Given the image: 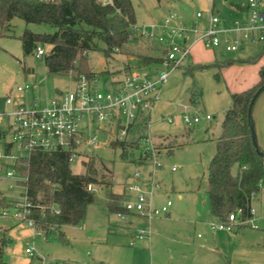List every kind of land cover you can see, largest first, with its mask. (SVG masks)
Instances as JSON below:
<instances>
[{
	"label": "rangeland",
	"instance_id": "rangeland-1",
	"mask_svg": "<svg viewBox=\"0 0 264 264\" xmlns=\"http://www.w3.org/2000/svg\"><path fill=\"white\" fill-rule=\"evenodd\" d=\"M132 3L137 24L125 44V51H116L110 57L100 49L88 53L90 68L97 73V90L102 93L114 92L115 81L123 78L125 73L150 70L154 75L165 70L162 64L145 65L142 61L148 56L159 58L158 40L162 30L160 27L153 28L152 24L162 23L170 11L176 12L179 20L190 29L188 36L178 39V42L190 43L206 27L211 12L224 25H230L242 15L237 4L247 7L248 0H132ZM198 12L202 13L199 18ZM193 27L198 29V33L192 30ZM26 28L41 33L53 30L48 24L26 23L15 17L11 29L0 37V115L13 109L6 98L9 94L15 96L17 87L26 82L32 85L33 92L23 94L24 100L30 101L37 96L42 105L52 100L59 90L68 91L75 85L76 71L67 75H49L44 55L39 56L35 51L25 53L20 36ZM199 45L193 47L194 55L196 50L201 49ZM43 47L48 50L47 46ZM204 47L205 50H215L218 64L233 58L249 60L264 53V43L248 42L236 51L226 50L224 45ZM195 56L201 59V56ZM209 63L212 62L206 64ZM226 66L197 65L192 73H183L181 68L174 70L163 86L149 124L139 116L125 137L118 134L116 127L113 133L97 132L98 146L87 155L97 159V178L100 182L95 184L98 189L95 202L88 205L84 221L65 224L46 233L33 224L3 214L4 207L0 206V227L7 229L9 237L3 247L4 262L28 264L31 256L26 248L33 246L37 254L46 257L45 264H263L264 180L261 191L253 198L252 219L256 220L258 228L251 224L236 225L229 232L213 230L210 225L219 221L211 216L207 193V169L216 150L214 138L220 132L224 111L231 102L230 91L239 88L240 81L243 83L241 73ZM216 74H219V79ZM249 76L246 78L249 79ZM226 77L238 81L232 83ZM193 91L200 94L195 97V102L191 100ZM166 101L170 105L160 110ZM184 111H197L202 116L209 114L212 119L184 126L181 119ZM169 116L173 117V122L167 120ZM253 119L259 145L264 146V91L254 104ZM10 121L3 116L0 129L5 130ZM141 137H151L159 150L160 166L155 170L153 163L140 158V148L129 150L128 157L124 158L122 148L114 146L117 140L137 141ZM3 150L0 144V151ZM18 153L19 150L14 147L12 154ZM82 158L72 162L75 173L85 172ZM13 160L7 159L9 165L0 167V193L9 202L21 200L25 193V186L20 182L23 176L18 172L14 176L5 175L7 169L12 170L10 164ZM99 160L105 162L104 169ZM173 167L176 169L172 170ZM136 173L140 177V187L146 193H152L155 208L161 210L171 201L168 212H161L152 219L133 212L122 219L117 212L110 211L109 195H122L118 203L123 206ZM146 182L157 183V186L146 185ZM131 198L134 199V195ZM140 228H148L150 236L130 244ZM61 233L66 241L62 240Z\"/></svg>",
	"mask_w": 264,
	"mask_h": 264
},
{
	"label": "trees",
	"instance_id": "trees-1",
	"mask_svg": "<svg viewBox=\"0 0 264 264\" xmlns=\"http://www.w3.org/2000/svg\"><path fill=\"white\" fill-rule=\"evenodd\" d=\"M15 17L26 23L48 24L53 28L51 32L44 33L26 28L20 36L26 54H32L39 45L48 47L44 63L49 75H67L76 71V77L84 75L88 78L97 76L90 68L88 53L100 49L110 57L116 51H125V44L137 24L132 0H0V37L11 29ZM262 55L249 60L227 59L221 64H213L225 66L235 62H256ZM161 60L148 56L142 62L156 65ZM187 62L181 68L192 73L197 65H187ZM216 78L219 79V74ZM263 91L264 65L259 69L257 83L243 91L231 92V102L224 111L220 132L215 137L216 150L207 169L210 211L218 219L225 220L238 209H242L244 217L250 216L252 198L261 189L264 150L259 144V150L254 145L253 107ZM196 96L200 94L193 91V102ZM7 133V130L0 129V144L6 151L12 146L7 142ZM114 146H120L122 155L127 158L129 150L140 148V139L118 140ZM69 158L70 153L66 151L34 147L14 163L16 171L23 176L20 181L25 186L23 196L33 204L35 227L46 233L65 224L84 221L88 205L95 202V192L88 189V184L100 182L97 159L85 155L82 158L85 172L75 173ZM98 163L102 169L105 168V162L99 160ZM121 197L115 193L109 195L110 211L123 210L118 203ZM11 204L0 193V206ZM60 236L67 240L62 233ZM8 238L7 229L0 227V264H10L2 258Z\"/></svg>",
	"mask_w": 264,
	"mask_h": 264
},
{
	"label": "built area",
	"instance_id": "built-area-1",
	"mask_svg": "<svg viewBox=\"0 0 264 264\" xmlns=\"http://www.w3.org/2000/svg\"><path fill=\"white\" fill-rule=\"evenodd\" d=\"M202 13H197V18ZM196 21L194 22V26ZM153 28L160 27L162 34L159 36V45L162 51L161 63L165 70L158 74H152L150 70L133 71L115 82L114 92L102 93L97 90L96 78H88L79 75L75 78L74 88L68 91H58L57 95L46 104L37 96L30 101H25L23 94L33 92L32 85L27 82L19 85L17 94H9L6 102L13 106L9 112L0 115L10 118L7 130V142L12 143L11 148L0 151V167L9 165L7 159H14L12 170L7 169L6 176H14L16 169L14 163L17 158L24 156L31 148L38 147L46 151H66L70 153V162L76 161L79 157L87 156L88 152L98 146L97 132L104 130L113 133L114 128L121 137L128 135L139 116L147 124L151 121V114L159 101L162 89L172 72L181 68L191 56L192 42L180 43L178 39L186 38L190 29L185 22L179 20L176 12L170 11L162 23L152 24ZM136 28V27H135ZM192 30L198 33V29ZM194 41H201L212 48L224 45L226 50L236 51L244 47L245 43H264V0H248L244 19L235 20L230 25H224L219 17L211 12L208 23L201 33L197 34ZM35 53L39 56L45 55L46 50L42 45L36 48ZM182 122L186 126H194L202 119L210 120L211 115H200L195 111L190 113L184 111L181 115ZM173 122L172 116L167 118ZM90 133L92 136L88 138ZM118 141V140H117ZM142 141V142H141ZM140 157L149 163H153L154 170L160 166L158 161L159 150L152 142L151 137H141ZM16 147L18 155H13L12 150ZM176 168L173 167L172 170ZM154 170L152 175L154 174ZM1 175V174H0ZM139 174L136 173L133 182L128 187V194L124 199L123 210L117 211L120 218L126 219L128 214L136 212L144 217L152 219L161 212H168L167 204L159 210L152 204V193H146L140 187ZM263 182H261L262 186ZM152 187L157 183H147ZM90 191L96 192L95 184H88ZM134 195V199L131 197ZM33 204L25 196L18 201L12 202L4 207L2 213L12 215L19 221H26L35 226L32 218ZM253 207L250 209V216L244 217L242 209L229 214L225 220L218 219V222L211 223L213 230L233 231L237 225L247 226L251 224L258 228L256 220L252 216ZM150 236L147 228H140L136 231L130 244ZM31 260L28 264H45V256L36 253L33 246L26 248ZM49 264H53L50 262Z\"/></svg>",
	"mask_w": 264,
	"mask_h": 264
},
{
	"label": "crops",
	"instance_id": "crops-1",
	"mask_svg": "<svg viewBox=\"0 0 264 264\" xmlns=\"http://www.w3.org/2000/svg\"><path fill=\"white\" fill-rule=\"evenodd\" d=\"M237 7H238V9L242 12V15H241V17H240V19L242 20V19H244V17H245V14H246V6L245 7H243V6H241V5H238L237 4ZM233 23V22H232ZM231 23V24H232ZM197 37V36H196ZM196 39V38H195ZM194 39V40H195ZM193 44H192V50H193V47L194 46H196V45H199V44H201V45H199V47L201 48V49H199L198 51L196 50L195 51V55H197V56H201V59H199L198 57H196L195 55H194V52H191V56H190V58L188 59V62H187V65H202V64H206L207 62H212V63H209V64H213V63H215V62H218L219 60L217 59V54H216V52H215V50L214 49H212V50H205V47H204V44H202V42L201 41H191ZM190 42V43H191ZM187 43V42H186ZM160 53V54H159ZM157 54H159V58H162V51H161V49H160V46H159V48H158V50H157ZM150 55H152V54H150ZM263 56V57H262ZM261 56V58L262 59H259V60H257L256 62H249V63H247V62H245V61H243V62H235V63H233V64H230V65H225L227 68H231V69H235V70H233V71H235L236 73H241L240 74V76H242L240 79H242L243 78V83H241V81H240V87L238 88H236V89H234V91H230V94H231V92H239V91H243V90H245V89H247V88H249V87H251V86H253L255 83H257L258 82V80H259V69H260V67L262 66V65H264V53H263V55ZM196 58H198V59H196ZM233 59H238V58H233ZM240 60V59H239ZM220 62H223V61H220ZM199 63V64H198ZM160 64V63H159ZM158 64V65H159ZM157 65V64H156ZM152 66H155V64H152ZM229 66V67H228ZM131 71V70H130ZM181 71L184 73L185 71H187L186 70V68H181ZM126 74V73H125ZM247 75H250L249 76V79H247L246 77H247ZM227 79H228V81L229 82H232V83H235V82H237L238 81V79H233V78H231V77H226ZM122 79V78H121ZM121 79H118V80H121ZM117 80V81H118ZM116 82V81H115ZM239 84V83H238ZM60 91V90H59ZM170 105V102L169 101H166V103L165 104H163V106L162 107H160V110H164V109H166L168 106ZM151 117H152V114H151ZM184 124V123H183ZM184 126H185V124H184ZM255 133H256V130H255ZM256 138H257V135H256ZM214 140H215V138H214ZM257 141H258V139H257ZM258 144H259V142H258ZM260 146V145H259ZM263 150H264V146H260ZM208 189V188H207ZM261 191V190H260ZM259 191V192H260ZM258 192V193H259ZM257 193V194H258ZM257 194H255V195H257ZM254 195V196H255ZM254 196H253V198H254ZM256 197V196H255ZM253 198H252V206H253ZM209 209H210V205H209ZM210 213H211V211H210ZM211 216H212V218L213 219H218L217 217H215V216H213L212 214H211ZM237 233V232H236ZM201 235H199V237H200ZM263 255H264V250H263ZM262 261H263V264H264V257H262Z\"/></svg>",
	"mask_w": 264,
	"mask_h": 264
},
{
	"label": "water",
	"instance_id": "water-1",
	"mask_svg": "<svg viewBox=\"0 0 264 264\" xmlns=\"http://www.w3.org/2000/svg\"><path fill=\"white\" fill-rule=\"evenodd\" d=\"M254 101V100H253ZM252 108L250 107V112H251ZM254 136H255V139H254V145L257 147V150H259L258 148V141H257V138H256V133L254 131Z\"/></svg>",
	"mask_w": 264,
	"mask_h": 264
}]
</instances>
